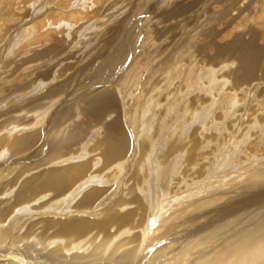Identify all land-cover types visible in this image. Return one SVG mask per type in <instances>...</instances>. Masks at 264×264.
Segmentation results:
<instances>
[{
  "label": "bare ground",
  "instance_id": "1",
  "mask_svg": "<svg viewBox=\"0 0 264 264\" xmlns=\"http://www.w3.org/2000/svg\"><path fill=\"white\" fill-rule=\"evenodd\" d=\"M84 3L85 0L82 6L75 10L72 6L69 11H66L69 3L65 4L62 9L66 12L56 13L52 23L64 20L65 29H71V24L86 19L88 9ZM91 3L99 4V0ZM55 32L48 31L46 35L53 36ZM254 38L246 43L244 36L237 35L224 48L228 55L214 59L213 65L210 60L204 62L205 66L199 67L194 75L186 72L193 85L178 84L165 100L167 103L156 99L153 102L151 98L142 100L144 105L140 108L147 112L137 121L140 128L134 127V114L129 115L130 109H138L134 104L128 105L127 96L117 95L114 88H101L76 105L74 123L70 124L71 115L67 120L58 119L54 127L59 132L51 141L44 140L43 128L27 130L46 124L41 116L54 101L45 104L43 101L29 110L23 100L19 102V111L26 113L22 118H17V107L10 108L7 116L2 115L0 160L6 157L7 162L28 152L36 155L42 149L36 146L41 138L43 147L62 140L49 158L25 168L0 186V264H37L35 258L41 264H151L153 221L165 209V203L180 204L178 200L183 195L205 192V186L211 191L209 197L223 202L221 182L243 178L255 168L253 188L245 187L247 191L241 198L263 201L264 50L254 47ZM7 65L10 63L0 68L1 73ZM3 76L0 83L6 78ZM10 82L12 97L24 92L20 88L26 83L23 79L19 86L11 78L7 83ZM49 93L54 96L55 91ZM110 116L112 119L108 121ZM128 123L134 127L132 133ZM87 139L90 142L82 146ZM51 163L58 165L48 168ZM40 168L44 170L37 171ZM5 170L6 165H1V178L7 176ZM181 190L185 193L181 194ZM203 201L205 205L212 204ZM240 201L238 198L232 204ZM231 206L220 207L221 214L232 212ZM17 209L20 211L16 221L10 217ZM181 209L180 217L187 214V209ZM252 210L255 213L247 217L253 223L252 229L240 231L237 226V232L234 230L236 233L229 238L209 243L213 246L209 250L213 251L227 246L214 254L216 260L212 259L210 264H264V204L247 209L244 215ZM68 212L76 215H66ZM219 219L222 221L220 215ZM196 241H188L183 260L191 259L186 255L197 254L193 250ZM156 250L160 251L158 247ZM183 262L186 261L175 264Z\"/></svg>",
  "mask_w": 264,
  "mask_h": 264
},
{
  "label": "rangeland",
  "instance_id": "2",
  "mask_svg": "<svg viewBox=\"0 0 264 264\" xmlns=\"http://www.w3.org/2000/svg\"><path fill=\"white\" fill-rule=\"evenodd\" d=\"M83 2L84 0H0V68L7 62L10 63V67L7 65L8 68L5 67L2 73L0 70V77L3 74L6 77L0 83V122L4 121L2 115L7 116L10 108L17 107L15 110L19 111L20 101L24 100L28 109L43 101V104L54 101L47 113L41 116L46 119L44 122L47 125L42 123L27 130L29 132L43 128L46 135L44 140L51 141L55 133L59 132H55L54 127L58 124V119L67 120L66 117L71 115L70 124L74 123L76 105H81L90 94L101 88H114L117 95L127 96L128 105L134 104L138 109H130L129 115L134 114L135 126L133 119L131 125L140 128L141 124L137 121L147 112L140 108L144 101L151 98L153 102L156 99L167 103L178 84L192 86L193 79L187 75H194L205 63L211 61L209 64L213 65L214 59L228 55L224 48L237 35L244 36L246 43L255 37L254 42L252 41L254 47L264 50V0H99V4L95 5L91 3L92 0H85L84 5L88 9L86 19L79 20L78 24H71V29L68 30L65 29L64 20L52 23L56 19V13L69 11L72 6L75 10ZM67 3L68 10L65 11L63 6ZM52 30L56 31L53 36L46 35V32ZM150 73L153 75L150 76ZM10 78L18 86L22 79L26 82L20 87L25 89L22 94L11 96L12 84L7 83ZM51 90L55 91L54 96L49 93ZM221 92L226 93L223 90ZM25 114L21 110L17 118H22ZM107 118L108 121L112 119L111 116ZM164 121L167 123L168 119L165 118ZM131 125L128 127L130 133L134 130ZM61 140H54L43 147L41 144L44 141L41 138L36 146L40 145L42 149L36 155L28 152L7 162L6 157L0 160V166L6 165L3 173L7 175L1 178L0 174V186L25 168L36 166L49 158ZM88 141L90 142L87 139L82 146H87ZM55 163L47 167L58 165ZM42 170L44 168L37 171ZM255 170L252 173L249 171L243 178L234 177L221 182L222 188L220 186L219 191L224 203L209 197L211 191L207 186L205 192L199 190L191 192L189 196L183 195L182 200H178L180 204L165 203V209L153 221L150 263L175 264L176 261H186L182 264H210L216 260L214 254L218 255L227 247L209 250L213 247L209 246L212 240L229 238L237 230L252 229L253 223L247 217H251L255 210L246 215L244 213L247 209L249 211L264 204V198L263 201L256 198L252 203L248 198H241V195L247 191L245 187L253 188L251 181L255 177ZM158 187V190L162 189L161 185ZM184 193L185 190H181V194ZM12 195L13 192L10 196ZM238 198L241 199L240 203L232 204ZM205 199L212 201V204H203ZM229 204L232 205V212L221 214L223 210H219L220 207H228ZM181 208L187 209V214L182 217L181 214L178 215ZM19 211L15 210L10 218H15ZM66 215L75 216L76 213L68 212ZM8 224L7 222L5 225ZM237 226L240 227L236 230ZM192 240L198 241V248L193 247L197 254L186 255L191 259L183 260V256L187 254L184 252L187 250L186 245ZM171 242H175V246ZM158 253L162 257H157ZM34 261L41 264L37 258Z\"/></svg>",
  "mask_w": 264,
  "mask_h": 264
}]
</instances>
